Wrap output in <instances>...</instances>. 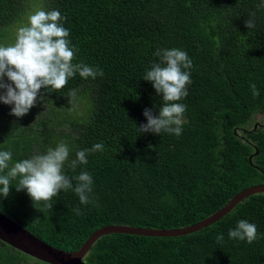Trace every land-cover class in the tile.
Returning <instances> with one entry per match:
<instances>
[{"label": "trees", "instance_id": "obj_1", "mask_svg": "<svg viewBox=\"0 0 264 264\" xmlns=\"http://www.w3.org/2000/svg\"><path fill=\"white\" fill-rule=\"evenodd\" d=\"M264 0H0V45L15 42L18 27L37 7L65 18L73 63L102 69L103 77L77 73L63 89L46 92L22 118L0 102V151L11 164L46 154L61 141L70 159L89 152L88 163L64 174L87 171L93 203L74 190L38 209L12 182L0 212L64 251L79 250L103 227L180 229L203 221L239 192L264 184ZM255 13V28L245 26ZM178 48L192 61L182 134H140L145 109L159 115L163 97L143 80L157 49ZM260 95L254 97L251 84ZM76 90L69 103L68 93ZM76 107V110H72ZM253 124L252 126H250ZM252 130L242 137L238 132ZM151 146V147H149ZM251 157H253L251 159ZM73 186L76 181L72 180ZM81 209L76 215L71 209ZM257 226L252 244L230 239L240 220ZM223 234V241L216 237ZM35 261V262H33ZM87 264H264V194L254 195L212 226L180 237L111 234L100 238ZM0 264H47L0 240Z\"/></svg>", "mask_w": 264, "mask_h": 264}, {"label": "clouds", "instance_id": "obj_2", "mask_svg": "<svg viewBox=\"0 0 264 264\" xmlns=\"http://www.w3.org/2000/svg\"><path fill=\"white\" fill-rule=\"evenodd\" d=\"M257 9L264 8V2ZM64 17L58 10L45 11L37 7L27 16V23L16 30L15 42L8 46L0 45V102L11 107L10 115L22 118L36 106L38 97L41 101L46 92L63 89L69 78L77 73L83 79L103 77L102 69L93 68L87 64L73 63L74 53L78 51L71 47L68 39L69 30L63 26ZM245 26L250 30L255 28V13L250 14ZM154 56L159 57V63H153L147 70L143 80L150 82L156 93L163 97V106L159 115L153 110L145 109L143 115L147 123L137 127L140 134L163 133L182 134L183 115L186 105L177 103L187 97V85L191 84L190 69L192 61L187 52L178 48L157 49ZM254 97L260 95L256 85H250ZM76 90L68 93L69 103L76 99ZM151 147V146H149ZM103 144L97 143L92 149L79 150L75 159H70V147L61 141L55 148L49 147L46 154H35L10 165L12 152L0 151V197L5 199L10 195L12 182L17 181V192L26 191L38 209L41 202L44 207L52 208V198L61 190H74L81 204H90L93 191V178L87 171L80 172L75 177L64 174L65 165L76 170L80 165L88 163L89 152L103 151ZM72 180H75L73 186ZM76 215L81 214L80 208L71 209ZM230 239L246 241L252 244L257 240V226L246 220L238 221L234 229L228 232ZM223 234L216 237L221 243Z\"/></svg>", "mask_w": 264, "mask_h": 264}, {"label": "water", "instance_id": "obj_3", "mask_svg": "<svg viewBox=\"0 0 264 264\" xmlns=\"http://www.w3.org/2000/svg\"><path fill=\"white\" fill-rule=\"evenodd\" d=\"M253 157H251L252 159ZM258 194H264V184L251 186L236 194L230 202L212 216L194 225L180 229H145L124 225L103 227L91 235L77 251L68 252L55 248L32 234L25 227L0 212V240L20 252L47 264H87L85 258L102 237L111 234H127L144 237H180L193 234L212 226L232 212L244 200Z\"/></svg>", "mask_w": 264, "mask_h": 264}, {"label": "flooded vegetation", "instance_id": "obj_4", "mask_svg": "<svg viewBox=\"0 0 264 264\" xmlns=\"http://www.w3.org/2000/svg\"><path fill=\"white\" fill-rule=\"evenodd\" d=\"M261 120V117H256L255 118V126H254V129L255 130H258V129H264V123H261L259 122ZM252 130L248 129L247 127L241 129L239 132H238V135H242V137H245L248 135V133H250Z\"/></svg>", "mask_w": 264, "mask_h": 264}, {"label": "rangeland", "instance_id": "obj_5", "mask_svg": "<svg viewBox=\"0 0 264 264\" xmlns=\"http://www.w3.org/2000/svg\"><path fill=\"white\" fill-rule=\"evenodd\" d=\"M8 45H9V43H8ZM77 108L76 107H72V110H76ZM259 122H261V123H264V117H261V120L259 121ZM253 124H251L250 126H252ZM256 125V124H255ZM254 125V126H255ZM33 262H35V261H33Z\"/></svg>", "mask_w": 264, "mask_h": 264}]
</instances>
